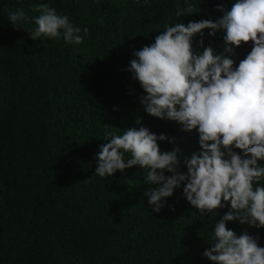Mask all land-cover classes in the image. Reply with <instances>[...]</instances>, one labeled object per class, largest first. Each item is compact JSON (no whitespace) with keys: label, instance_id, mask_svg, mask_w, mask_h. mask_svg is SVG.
Instances as JSON below:
<instances>
[{"label":"trees","instance_id":"1","mask_svg":"<svg viewBox=\"0 0 264 264\" xmlns=\"http://www.w3.org/2000/svg\"><path fill=\"white\" fill-rule=\"evenodd\" d=\"M236 2L0 0V264H212L203 252L228 207L201 218L181 188L155 213L144 193L156 185L144 182L143 169L101 178L96 155L106 131L146 126L174 138L158 143L162 151L178 147L187 171L182 160L199 151L198 132L148 115L140 102L146 93L127 69L133 52L154 43L165 25L216 21L223 15L218 5L227 11ZM39 3L67 15L84 42L32 40L27 29L35 27ZM178 5H192L193 13L177 17ZM21 8L29 21L16 29L8 12ZM209 31L194 36V53L224 51L226 33ZM251 48L235 49L236 66ZM227 227L259 236L264 247V228Z\"/></svg>","mask_w":264,"mask_h":264},{"label":"clouds","instance_id":"2","mask_svg":"<svg viewBox=\"0 0 264 264\" xmlns=\"http://www.w3.org/2000/svg\"><path fill=\"white\" fill-rule=\"evenodd\" d=\"M192 7L178 5L175 15H190ZM33 10L40 14L32 18L35 27L27 29L32 40L47 37L73 45L84 42L81 28L73 26L67 15H59L46 3ZM216 11L223 13L216 21L165 25L154 43L133 52L135 58L127 69L146 93L140 102L148 115L178 122L184 131L198 132L199 151L182 160L187 171H181L178 147L162 151L158 143H174V138L140 126L124 129L120 135L105 132L106 143L96 155L95 175L110 177L139 166L144 182L156 185L144 193L155 213L168 206L167 198L181 188L201 218L216 217L220 209L228 207L215 222L210 247L203 256L212 264H264L259 236L247 231L238 235L227 227L228 222H238L264 228V0H237L231 10L218 5ZM8 20L19 29L29 18L21 8L9 11ZM205 29L210 36L221 30L226 33L222 53L211 46L204 47L201 54L194 53L193 38L203 36ZM83 32L87 34L88 29ZM249 42L251 51L236 66L231 56ZM135 123L140 125L141 119Z\"/></svg>","mask_w":264,"mask_h":264}]
</instances>
